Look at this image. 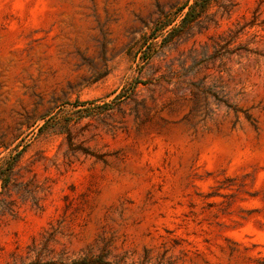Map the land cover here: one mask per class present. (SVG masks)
Listing matches in <instances>:
<instances>
[{
	"label": "rangeland",
	"instance_id": "rangeland-1",
	"mask_svg": "<svg viewBox=\"0 0 264 264\" xmlns=\"http://www.w3.org/2000/svg\"><path fill=\"white\" fill-rule=\"evenodd\" d=\"M196 2L0 0V264H264V0Z\"/></svg>",
	"mask_w": 264,
	"mask_h": 264
},
{
	"label": "trees",
	"instance_id": "trees-1",
	"mask_svg": "<svg viewBox=\"0 0 264 264\" xmlns=\"http://www.w3.org/2000/svg\"><path fill=\"white\" fill-rule=\"evenodd\" d=\"M212 2L213 0H205V2L200 7H198L196 3L186 4V6H188V10L185 12L182 18V22L183 23L192 22L199 15V13L204 12L212 4Z\"/></svg>",
	"mask_w": 264,
	"mask_h": 264
}]
</instances>
